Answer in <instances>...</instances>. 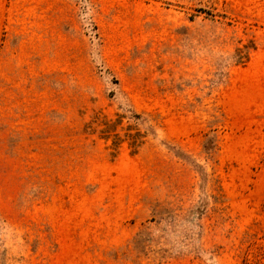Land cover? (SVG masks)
Returning <instances> with one entry per match:
<instances>
[{
    "label": "rangeland",
    "instance_id": "rangeland-1",
    "mask_svg": "<svg viewBox=\"0 0 264 264\" xmlns=\"http://www.w3.org/2000/svg\"><path fill=\"white\" fill-rule=\"evenodd\" d=\"M0 264H264V0H0Z\"/></svg>",
    "mask_w": 264,
    "mask_h": 264
}]
</instances>
